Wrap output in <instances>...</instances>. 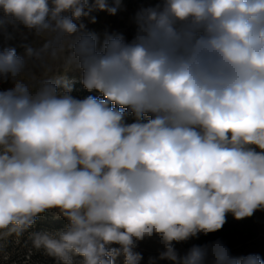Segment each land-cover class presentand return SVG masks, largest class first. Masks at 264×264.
<instances>
[{"label":"clouds","instance_id":"obj_1","mask_svg":"<svg viewBox=\"0 0 264 264\" xmlns=\"http://www.w3.org/2000/svg\"><path fill=\"white\" fill-rule=\"evenodd\" d=\"M119 3L0 0L8 23L55 34L39 51H0V78L13 82L0 90V228L61 210L63 229L32 233L57 264H140L137 244L153 235L155 259L171 264H262L219 239L183 255L175 243L264 210V0H157L137 12L131 40L101 42L74 22ZM66 38L98 96L20 79L27 59Z\"/></svg>","mask_w":264,"mask_h":264},{"label":"rangeland","instance_id":"obj_2","mask_svg":"<svg viewBox=\"0 0 264 264\" xmlns=\"http://www.w3.org/2000/svg\"><path fill=\"white\" fill-rule=\"evenodd\" d=\"M91 3V0H90ZM109 7L116 6L115 0H107ZM144 2L135 0H120L117 13L109 15L106 11H93L89 17H82L77 24L83 23L88 31L95 32L102 42L105 34H122L126 40H131L135 33V16L137 12L149 7ZM95 17V23L90 17ZM0 19L6 21L0 27V51L5 48H15L18 55H23L25 45H31L38 51L43 46L54 40L55 34L45 33L37 36L34 30H29L19 23H8L0 10ZM70 39H65L63 49L49 47L40 51L38 57L27 59L26 67L20 79L36 90L46 80L65 81L72 89V95L83 98L88 95L98 96V92H89L81 83V71L73 68L68 60L67 48ZM55 51V54H54ZM13 87L11 79L0 78V90H7ZM67 221L61 217V210L51 209L43 215L38 216L36 223L31 226L20 227L15 224L0 228V264H57L54 257H51L43 248H36L33 244L32 233L40 230L58 231L66 226ZM232 226L233 232L223 236L191 238L187 241L175 243V249L183 255L193 245H203L217 239L223 241L230 249L232 255L258 254L264 259V211L257 210L253 216L242 220L235 219L231 214L226 217L224 228ZM111 247H119L111 245ZM164 250L160 238L153 235L139 241L135 251L142 254L140 264H149L150 258L155 259ZM81 257L74 258V264H79ZM114 264H124V256H117ZM155 264H171L168 260L155 259Z\"/></svg>","mask_w":264,"mask_h":264},{"label":"trees","instance_id":"obj_3","mask_svg":"<svg viewBox=\"0 0 264 264\" xmlns=\"http://www.w3.org/2000/svg\"><path fill=\"white\" fill-rule=\"evenodd\" d=\"M135 1H137L139 3L144 2V3L149 4L150 6L154 5L157 2V0H135ZM234 230H235V228H233L232 226H228L226 228H224V226H223L222 229L219 230V231H216V232H213V233H209L208 235L200 234V236L218 238L219 236H223V235H225L227 233L233 232ZM261 261H262V264H264V259H261Z\"/></svg>","mask_w":264,"mask_h":264}]
</instances>
